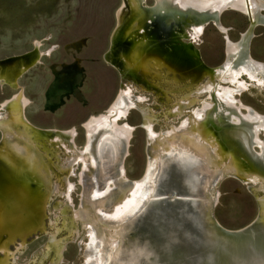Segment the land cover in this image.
Masks as SVG:
<instances>
[{
	"label": "bare ground",
	"instance_id": "6f19581e",
	"mask_svg": "<svg viewBox=\"0 0 264 264\" xmlns=\"http://www.w3.org/2000/svg\"><path fill=\"white\" fill-rule=\"evenodd\" d=\"M149 1L116 8L104 59L120 72V90L80 123L82 147L76 127L41 126L26 113L21 81L53 48L35 39L0 58V85L12 91L0 101V264L24 255L36 235L45 241L24 264H62L73 241L79 264H264V113L243 101L264 100V60L253 54L264 0ZM227 13L258 27L232 40L215 20ZM212 19L224 39L215 65L199 48ZM136 128L147 130L144 166L131 178L123 162ZM230 180L259 207L236 228L215 214Z\"/></svg>",
	"mask_w": 264,
	"mask_h": 264
},
{
	"label": "rangeland",
	"instance_id": "374dc122",
	"mask_svg": "<svg viewBox=\"0 0 264 264\" xmlns=\"http://www.w3.org/2000/svg\"><path fill=\"white\" fill-rule=\"evenodd\" d=\"M119 3L120 0H0V58L32 48L35 39L42 40L43 50L53 48L42 64L21 81L31 99L26 110L28 117L41 126L76 127L75 141L80 147L84 142L80 123L89 115L103 111L119 88L117 74L104 59ZM221 21L230 29L232 40L248 25V19L238 13H227ZM255 32L253 54L264 60V28L259 27ZM223 45V35L212 25L208 26L199 48L209 64L221 62ZM11 94L12 91L0 85V101ZM243 101L264 113L263 99L246 94ZM138 122L139 115L131 113L128 123L136 126ZM123 165L131 178L142 173L144 132L139 128L133 131ZM78 170L75 167L69 177L75 206L80 194ZM219 192L215 214L222 224L236 228L254 216L255 201L245 186L233 180L222 181ZM44 241L37 235L29 237L26 253L15 255L10 264H24ZM68 244L62 264H79L76 241ZM44 264L54 263L46 259Z\"/></svg>",
	"mask_w": 264,
	"mask_h": 264
},
{
	"label": "water",
	"instance_id": "95a60500",
	"mask_svg": "<svg viewBox=\"0 0 264 264\" xmlns=\"http://www.w3.org/2000/svg\"><path fill=\"white\" fill-rule=\"evenodd\" d=\"M120 5H122L123 4V0H120V3H119ZM259 5H261V9L259 10V12L260 13H263L264 12V1H261L260 2V4ZM241 15H243V14H241ZM243 16H245L247 19H248V25H247V27L244 29V31H243V34H246L247 32H249V30L253 27V30L256 28V27H258L257 25H254V26H252L253 25V20H252V18H251V16H246V15H243ZM215 20H218V23L219 24H221V16H219L218 15V17L216 16L215 17ZM209 24H211L214 28L215 27H217L216 26V24H215V21H214V19H212V20H210L209 22H208ZM115 24V23H114ZM262 28H264V26H261ZM242 39V34H240L239 35V41ZM33 46V45H32ZM226 47V46H225ZM108 67H110V66H108ZM111 68V67H110ZM116 74H117V76H118V79H119V82L121 83V74H120V72L118 71V70H116L115 68L113 69V68H111ZM118 90H120V86H119V88H118ZM109 108H110V106H109ZM81 128L83 129V131L85 130V128H84V126L83 125H81ZM144 133L145 134H147V130H144ZM0 137L2 138L3 137V134H1L0 135ZM148 159V157H147V150H146V160ZM253 197V196H252ZM254 198V197H253ZM255 201V200H254ZM255 206L257 207V212L259 213V207L257 206V204H255ZM257 216V215H256ZM58 261V260H57ZM56 261V262H57Z\"/></svg>",
	"mask_w": 264,
	"mask_h": 264
}]
</instances>
